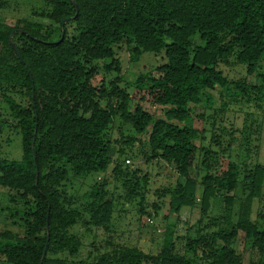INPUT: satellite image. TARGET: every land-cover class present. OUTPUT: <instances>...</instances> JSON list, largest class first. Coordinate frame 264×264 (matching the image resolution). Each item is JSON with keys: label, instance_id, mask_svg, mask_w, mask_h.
I'll return each instance as SVG.
<instances>
[{"label": "trees", "instance_id": "16d2710c", "mask_svg": "<svg viewBox=\"0 0 264 264\" xmlns=\"http://www.w3.org/2000/svg\"><path fill=\"white\" fill-rule=\"evenodd\" d=\"M48 1L51 7L43 15L58 29L27 20L16 29L0 23V94L13 119L10 124L0 118V132L17 133L22 148L19 160L0 156V187L21 199L22 211L8 209L24 222L22 233H0V258L6 264H68L59 255L78 256L83 243L75 228L83 221L111 232L113 203L105 184L83 196L80 207L78 199L59 189L70 173L96 174L115 165L124 186L135 184L128 194L138 197L134 190L146 188L149 178L133 176L138 170L129 169V159L120 162L122 148L115 161L116 144L138 142L140 154L178 174L169 193L171 212L194 207L199 187L192 177L199 136L196 106L210 105L209 91L219 88L230 101L254 102L264 110V0ZM121 45L135 61L147 53L162 57L156 72L138 76L136 88L147 89L167 108L164 120L141 105L132 109L131 95L117 88V108L99 106L105 92L93 85V64L111 60L106 69L120 72L115 56ZM238 66L243 79H229L224 69L229 73ZM117 119L129 136L121 128L115 142L111 132ZM211 170L201 182V214L209 216L219 194L224 209L209 224L213 231L190 243V249L200 264H243L234 245L244 233L264 264V231L251 219L254 201L264 200V166L231 163L226 171ZM141 201L149 200L143 194ZM109 243L97 253L96 264H196L176 252L170 227L157 254Z\"/></svg>", "mask_w": 264, "mask_h": 264}, {"label": "rangeland", "instance_id": "374dc122", "mask_svg": "<svg viewBox=\"0 0 264 264\" xmlns=\"http://www.w3.org/2000/svg\"><path fill=\"white\" fill-rule=\"evenodd\" d=\"M50 7L51 3L48 0H0V23L16 29L19 27V21L27 20L41 27L58 29V26L43 15ZM161 58V56L147 53L135 61L129 50L121 45L116 49L115 56L119 62L120 72L106 69L112 63L111 60L94 63L93 67L96 68L97 73L93 85L97 90L105 92L104 96L98 98L99 106L108 109L117 108L118 98L115 94V88H117L131 95L132 109L136 105H141L155 119L164 120L167 108L158 105L147 89L139 91L136 88L138 76L156 72V69L163 65ZM224 70L231 80L243 79L245 75L240 66L229 70V73L227 69ZM209 95L212 102L210 105H199L195 108L197 119L194 125L199 131L195 142L198 148L196 168L192 173V177L199 183L198 200L195 206L183 208L179 213L171 212L169 193L179 182L178 174L162 161L149 159L140 154L142 148L138 142L133 145L116 144L115 161L119 159L118 152L122 148L125 156L120 159V162L129 159L130 164L126 163L129 169L132 172L138 170V173L133 176L148 177L149 184L146 188L144 186L134 190L137 197L134 194H128L129 190L134 189L135 184L132 183L130 188L124 186L123 181L114 171L115 165H111L106 172L96 174L75 176L70 173L59 190L70 198L78 199V207L86 202L83 196L91 192L95 185H106L105 190L109 193L107 199L113 203V215L109 224L111 232L90 226L83 221L75 228L83 243L80 253L73 258L68 255H59V257L70 261L68 264H96L97 253L99 250H105L107 241L114 245L138 247L146 253L157 254L163 247L164 237L170 227L174 233L176 252L189 260H194L196 264L201 263L200 257L194 256L190 249V243L213 231L209 228L211 226L209 224L213 223L214 219L220 218L224 209L223 196L219 194L218 198L212 202L209 216L203 217L201 214L199 201L203 190L201 182L208 167L212 168L211 173H216L226 171L231 163H241L248 167L264 166V110L254 102L230 101L219 88L209 91ZM0 118L12 124L7 103L1 94ZM121 128L123 135L129 136L121 120L117 119L111 132L113 141H119L121 138ZM10 139L13 140L12 143L8 142ZM21 149V140L17 133L7 128L0 132V156L19 160L22 156ZM133 176L131 181L135 180ZM143 194L146 195L148 202L141 201ZM130 195L132 197L134 195V200ZM236 195L241 197V190H238ZM13 199L17 202L14 203ZM155 204L159 205L157 213L154 209ZM238 206L239 203L236 202L235 211L238 210ZM8 208L22 211L23 202L16 193L0 187V233L7 231L14 234L22 233L24 222L19 216L11 217V210ZM251 219L260 230L264 231L263 199L254 201ZM86 220L88 221L87 218ZM234 249L243 258V264H263L259 250L244 233L239 234ZM0 264H6L2 258H0Z\"/></svg>", "mask_w": 264, "mask_h": 264}, {"label": "water", "instance_id": "95a60500", "mask_svg": "<svg viewBox=\"0 0 264 264\" xmlns=\"http://www.w3.org/2000/svg\"><path fill=\"white\" fill-rule=\"evenodd\" d=\"M66 24V21H63V26ZM65 35V30H63V36ZM14 49H16V51H17V48H16V46H14Z\"/></svg>", "mask_w": 264, "mask_h": 264}, {"label": "built area", "instance_id": "2783aa9c", "mask_svg": "<svg viewBox=\"0 0 264 264\" xmlns=\"http://www.w3.org/2000/svg\"><path fill=\"white\" fill-rule=\"evenodd\" d=\"M130 163V161H127V164H129Z\"/></svg>", "mask_w": 264, "mask_h": 264}]
</instances>
